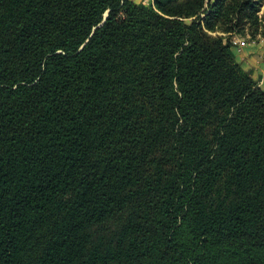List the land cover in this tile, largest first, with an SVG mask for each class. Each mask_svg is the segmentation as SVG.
<instances>
[{
	"label": "trees",
	"instance_id": "obj_1",
	"mask_svg": "<svg viewBox=\"0 0 264 264\" xmlns=\"http://www.w3.org/2000/svg\"><path fill=\"white\" fill-rule=\"evenodd\" d=\"M257 2L0 0V264H264Z\"/></svg>",
	"mask_w": 264,
	"mask_h": 264
},
{
	"label": "rangeland",
	"instance_id": "obj_2",
	"mask_svg": "<svg viewBox=\"0 0 264 264\" xmlns=\"http://www.w3.org/2000/svg\"><path fill=\"white\" fill-rule=\"evenodd\" d=\"M137 4L148 5L152 0H132ZM258 29L245 26L242 33L225 32L222 28L213 34L221 35L230 45V53L241 64L252 79L264 84V0H257ZM243 42V44H241Z\"/></svg>",
	"mask_w": 264,
	"mask_h": 264
},
{
	"label": "built area",
	"instance_id": "obj_3",
	"mask_svg": "<svg viewBox=\"0 0 264 264\" xmlns=\"http://www.w3.org/2000/svg\"><path fill=\"white\" fill-rule=\"evenodd\" d=\"M241 44H243V42H241Z\"/></svg>",
	"mask_w": 264,
	"mask_h": 264
}]
</instances>
